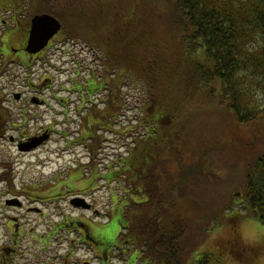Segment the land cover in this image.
Returning a JSON list of instances; mask_svg holds the SVG:
<instances>
[{"label": "rangeland", "instance_id": "1", "mask_svg": "<svg viewBox=\"0 0 264 264\" xmlns=\"http://www.w3.org/2000/svg\"><path fill=\"white\" fill-rule=\"evenodd\" d=\"M161 2L162 0H82L81 6L92 14H100L97 20L101 24L105 21L115 23L122 19L132 27L144 21L146 29L155 24L159 32L157 37L173 44V32L164 20L157 18L161 13L170 14L172 3L167 0L162 4ZM89 17L91 16L87 18ZM59 19L63 23L62 30L45 55L35 63L34 68L40 75L35 78V82L45 84L44 77H50L56 88L63 83L69 88L78 82L86 83L92 71L101 74L104 68L99 62L101 51L97 48L92 50L82 40H68L65 37L75 35L78 29L81 32H84V28L94 31L90 26L91 22L78 16L69 18L68 14L67 20L66 17ZM26 20L30 19L25 14V23ZM99 34L96 31L87 36L101 39ZM167 54L166 57L171 60L177 58L176 51H169ZM161 55L162 53H156L153 56ZM189 58L190 55L184 52L182 69L192 65ZM157 60L156 58L155 64ZM136 83L132 80L126 84L124 106L116 117L113 129L98 128L95 131L103 139L95 154L87 147L90 144L94 146L95 140H91L90 136L85 139L81 137L84 134L82 130L87 129V118L91 114L86 109L77 112L75 100L80 93L67 89L59 92L61 98L70 102L69 110L64 115L61 105L53 99L51 89L43 90L41 98L47 99L49 105L40 107V119L21 120L19 124L24 123V126L17 131H9L8 136L13 134L17 138H23L24 133V138L27 139L52 129L51 136L36 149L27 151L20 150L9 137L0 138V176L10 168L11 176L27 183L32 182L39 189H45L55 182L59 183L63 192H67L69 187L73 191L87 189L86 196L95 204L98 214L76 210L66 201L58 203L60 209L72 217L84 220L94 218L95 221L105 223L111 231L122 229L123 215H127L124 216L125 219L131 217L138 221L157 218L160 222L159 229L161 226L162 229L169 230L170 218L179 213L187 224V232L181 236L184 264H195L204 257L207 264H228L226 255H230L236 264H264V242L248 247L239 242L242 221H248L243 228L249 234L264 235V223L250 216H242L244 208L240 199L235 201V193L240 190L247 166L263 150L264 121L250 132L242 131L237 127L234 116L221 103L208 100L204 95L195 97L187 90L183 94L186 95L183 97L186 104L182 103L184 107L178 111L181 120L188 119V122L185 121L186 128L181 129L185 135L171 143L167 137L170 135L171 125L158 124L155 134L146 132L143 122L141 125L146 114L142 111L145 93L142 83ZM152 88L156 89L154 86ZM104 89L102 96L106 97L108 94ZM157 93L154 92L152 99L158 101ZM166 103L172 108L175 106L173 111L176 110L175 99ZM102 106L104 105L99 107L101 111L105 109ZM129 126L132 128L131 132L128 131ZM188 131L190 143L186 142ZM127 157L129 160L125 163ZM148 172L157 176L154 181H158L159 186L166 191L164 200L158 207L154 203L153 207L141 204L150 197L146 193L139 196V190L144 192V177ZM172 202L178 210L169 208ZM225 209L232 210L227 222L232 228L233 239L230 242L218 239L210 243L209 233L216 225L225 222L222 215ZM133 224L135 227L140 226L137 221H133ZM178 228L176 226L174 230L178 231ZM243 248H246L245 251H242Z\"/></svg>", "mask_w": 264, "mask_h": 264}, {"label": "trees", "instance_id": "2", "mask_svg": "<svg viewBox=\"0 0 264 264\" xmlns=\"http://www.w3.org/2000/svg\"><path fill=\"white\" fill-rule=\"evenodd\" d=\"M167 1L172 3L171 13H161L157 18L164 20L173 32L171 34L173 44L162 37H157L159 32L155 24L146 29L145 21L135 27L123 19L115 23L105 21L101 24L97 20L100 14H92L81 6L82 0H0V3L10 9L23 10L27 19L47 12L59 18L66 17V20L68 14L69 18L78 16L82 20H87L86 22H91L90 26L94 31L84 28V32H81L78 29L75 35L65 37L68 40H82L101 51L99 62L104 70L102 79L99 77L97 79L107 90L108 95L104 99L105 109L103 111H98L96 107L92 109L91 116L87 118L88 133L81 136L83 139L90 136L91 140H95L94 146L89 145L93 154L98 149V134L95 131L98 128L113 129L116 117L124 106V88L132 80L142 83L145 93L142 111L146 114L141 125L143 122L145 131L154 134L158 131V124L171 125L170 135H167L171 143L185 135L181 129L186 128L185 121L188 122V119L181 120L178 111L184 107L182 103L186 104V99L183 98L186 95L183 94L187 90L195 97L204 95L208 100L221 103L234 116L237 127L242 131L250 132L264 121V106L250 102L248 88L234 79L233 75L238 69L249 68L260 77L252 83L264 87V49L256 53H249L246 49L252 34L264 31V0ZM59 3H62V6H59ZM88 16L91 17L87 18ZM29 27L30 20L25 23L27 35ZM80 27L82 28L81 25ZM96 31L100 33L101 39L87 36ZM169 51H176L177 58L174 57V60L167 58ZM184 52L190 55L189 60L192 64L187 65V69L181 68ZM156 53L162 55L153 56ZM156 58L158 60L155 64ZM92 85L87 81L83 86L90 90ZM155 91L158 92L156 94L159 97L158 101L152 99ZM171 99H175L177 111H173L175 106L172 108L166 103ZM128 131H132L131 126ZM188 135L189 131L186 142L190 143L191 137ZM155 147L158 148V145ZM155 147L152 149L155 150ZM128 160L129 157L124 162L127 163ZM4 173L12 175L10 168ZM144 179H146L144 192L139 190V193L143 195L146 193L150 197L141 204L153 207L154 203L157 207L160 206L166 191L159 186L158 181H154L157 176L151 172H148ZM134 186L137 187V184L134 183ZM235 194V201L240 199V204L244 208L242 216H250L264 223V147L257 158L247 166L240 190ZM169 208L178 210L173 202ZM124 216L127 215H123L125 224L130 219H125ZM137 222L140 226L134 228L135 234L149 238L158 247L161 242L181 239L183 233L187 232L186 221L179 213L170 218L169 230H160L157 218ZM176 226L179 227L178 231L174 230ZM179 251L181 253V249ZM169 252L167 257L169 264H177L175 251L172 253V249H169ZM207 262L206 257L199 260V264ZM180 264L184 262L181 261Z\"/></svg>", "mask_w": 264, "mask_h": 264}, {"label": "flooded vegetation", "instance_id": "3", "mask_svg": "<svg viewBox=\"0 0 264 264\" xmlns=\"http://www.w3.org/2000/svg\"><path fill=\"white\" fill-rule=\"evenodd\" d=\"M24 16L23 10L10 9L0 3V138L9 137L18 148L36 137L45 134L51 136L52 129L27 139L24 133L23 138L13 134L8 136L9 131H17L24 126V123L19 124L21 120L40 119V107L49 105L40 93L47 88L51 89L53 99L61 105L64 115L69 110L70 102L61 98L59 92L65 89L80 93L75 100L77 112L86 109L92 114L94 105H97L98 111L101 105L105 106V97L102 96L105 89L99 82L103 73L92 71L87 80L93 84L90 90L83 86L86 83L80 82L69 88L64 83L56 88L50 77H44L45 84L35 82V78L40 76L34 68L35 63L45 55L56 36L40 52H27L29 34L25 32ZM86 45L94 49L88 43ZM82 132L88 133L87 130ZM97 136L99 148L103 139ZM58 184L55 182L45 189H39L32 182L5 176L4 172L0 176V264H169V249H172V253L175 251L177 264L183 262L184 254L179 251L182 249L181 239L161 242L158 247L149 238L135 236L133 221L137 220L131 217L121 230L111 231L105 223L94 218L84 220L69 216L58 203L66 201L76 210L91 211L93 214H98L99 210L87 198V189L73 191L69 187L67 192H63ZM74 197L86 199L84 203L89 207H75L72 204ZM199 260L195 264H199Z\"/></svg>", "mask_w": 264, "mask_h": 264}, {"label": "clouds", "instance_id": "4", "mask_svg": "<svg viewBox=\"0 0 264 264\" xmlns=\"http://www.w3.org/2000/svg\"><path fill=\"white\" fill-rule=\"evenodd\" d=\"M246 49L249 53H256L261 49H264V31H257L252 34L251 38L246 44ZM234 79L239 81L241 84L248 88V95L250 102L261 104L264 106V87L254 85L252 82L259 79L253 71L249 68L238 69L234 74ZM225 222L216 225L213 230L209 233V242L216 241L218 239L225 242H230L233 239V232L230 224L227 222L228 218L232 215V210L225 209L223 212ZM248 221L241 222L240 228V243L245 247L254 246L257 243L264 242V235L262 234H249L243 225ZM225 259L228 264H236V261L232 260L230 255H226Z\"/></svg>", "mask_w": 264, "mask_h": 264}, {"label": "water", "instance_id": "5", "mask_svg": "<svg viewBox=\"0 0 264 264\" xmlns=\"http://www.w3.org/2000/svg\"><path fill=\"white\" fill-rule=\"evenodd\" d=\"M63 27L62 21L51 13H41L33 16L31 21V28L26 45V51L31 54H36L44 49L50 42V40L58 34ZM49 136L48 134L42 135L32 139L30 142H25L19 145L20 150H30L39 146ZM86 199L82 197H74L72 204L75 207L88 208L89 205H85Z\"/></svg>", "mask_w": 264, "mask_h": 264}]
</instances>
